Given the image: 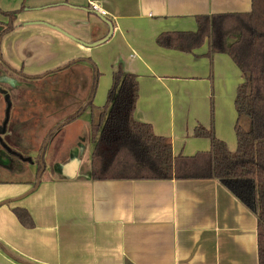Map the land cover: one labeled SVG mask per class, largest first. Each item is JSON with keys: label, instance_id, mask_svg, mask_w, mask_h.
I'll return each mask as SVG.
<instances>
[{"label": "crops", "instance_id": "crops-1", "mask_svg": "<svg viewBox=\"0 0 264 264\" xmlns=\"http://www.w3.org/2000/svg\"><path fill=\"white\" fill-rule=\"evenodd\" d=\"M251 9L252 0H0V85L12 94L10 122L21 124L16 143L34 148L39 139L30 128L58 118L38 136L42 146L88 101L102 107L121 69L138 77L134 118L167 137L175 156L210 150L211 140L195 135L200 125L213 124L235 150L240 68L228 54L207 55V44L185 52L157 37L196 31L199 15ZM10 11L17 13L6 30ZM51 76L65 82H48ZM4 107L0 95V117ZM98 116L85 107L48 140L37 179L0 178V264H259L257 215L219 179L93 180Z\"/></svg>", "mask_w": 264, "mask_h": 264}, {"label": "trees", "instance_id": "trees-1", "mask_svg": "<svg viewBox=\"0 0 264 264\" xmlns=\"http://www.w3.org/2000/svg\"><path fill=\"white\" fill-rule=\"evenodd\" d=\"M16 13L7 12L10 20L6 30L12 28ZM197 25L196 31L163 32L157 43L185 52L207 44V55L228 54L240 68L243 81L235 96L236 149L231 150L216 136L213 124L210 128L200 125L195 135L209 138L210 150L175 156L167 137L156 134L150 123L134 118L138 77L118 69L113 73L105 104L96 107L89 101L86 106L99 109L91 125V178L219 179L256 213L259 264H264V0H252V9L246 13L199 15ZM83 109L80 107L61 125L75 119ZM16 214L24 225H31L26 210L18 208Z\"/></svg>", "mask_w": 264, "mask_h": 264}, {"label": "flooded vegetation", "instance_id": "flooded-vegetation-1", "mask_svg": "<svg viewBox=\"0 0 264 264\" xmlns=\"http://www.w3.org/2000/svg\"><path fill=\"white\" fill-rule=\"evenodd\" d=\"M52 72H56V71H52ZM13 73L18 74L21 77L28 78V79L39 78V77H33V76L30 77L29 75L27 76L26 74L23 73L22 70L13 69ZM0 95L3 96L4 105H5L4 109L2 110V115L0 117V155L6 157V160H8V163L12 165V167L9 166L10 173L15 174V171H20L24 173L25 171L21 170L23 163H26L30 167V170H31V166L36 165L37 168H36V173H35V179H37L38 176H40V171L42 170L41 171V175H42V173L44 172L46 168V162H44L45 165L43 168L41 165V161H45V152H46V148H47L46 145L48 143V140L51 139L52 136L64 126L61 124H64L66 122L58 123L54 127H52V129H50V131L47 133L42 146H40L39 150L37 151V156H32L30 152H26V150H28L29 148L23 147L19 145L18 143H16L15 141L16 138H18L19 133L21 132V129H20L21 124L19 122L18 123L10 122V118H11L10 111L8 115V122L5 124V121L7 119L6 111L8 107V101H7L8 99L12 103L10 110H12V107H13V99H12L11 91L7 90L6 88L0 85ZM7 96H8V99H7ZM70 118L71 117H69L68 120ZM43 148H44L43 157H41ZM28 158H32L33 162H31V160ZM13 159H15L16 161H13Z\"/></svg>", "mask_w": 264, "mask_h": 264}, {"label": "rangeland", "instance_id": "rangeland-1", "mask_svg": "<svg viewBox=\"0 0 264 264\" xmlns=\"http://www.w3.org/2000/svg\"><path fill=\"white\" fill-rule=\"evenodd\" d=\"M66 74H68V73H66ZM75 74V73H74ZM68 75H70V74H68ZM77 77H78V80H81V82H84V81H86V79H85V75H81V74H79V75H77V73L75 74ZM75 75H73L72 76V78L74 79V81H75V79L77 78ZM98 76H100V75H98V73H97V77ZM65 82V80H64V78L63 77H60V78H57L56 76H51V78L50 79H48V82ZM78 82V81H77ZM57 96H58V94H57ZM53 95H50V94H46L45 95V98H47V99H53ZM62 99H63V101H62V103L65 101L64 100V98L63 97H61ZM54 100V99H53ZM57 100V99H56ZM107 100V99H106ZM105 100V101H106ZM58 101H60V100H58ZM66 102H68V99L65 101V103ZM69 103V102H68ZM49 110V109H48ZM70 112V110L68 111L67 110V112H65V113H63V115L62 116H64V115H66L67 113H69ZM237 112V111H236ZM47 114H48V112L46 113V115H44V116H46L47 117ZM61 116V117H62ZM58 119V118H57ZM57 119H52V120H50V121H45L44 123H41V122H35V124H34V126L32 127V128H30V130H29V132L30 133H36V134H38V135H36V137L40 140V137H38V136H40V135H42V134H44L51 126H53L55 123H56V120ZM36 138V139H37ZM39 140H36L35 141V147L34 148H30L29 147V149L28 150H26V152H30L31 153V151L33 150L34 151V153H31V155L32 156H37V151L39 150V148H40V143H39ZM13 161H16L15 159H13ZM45 161H46V158H45ZM45 161H41V165H42V167L44 168V165H45ZM13 164V163H12ZM0 165L1 166H3V167H6L7 168V170H9V166L10 167H12V165H10L9 163H8V160H6V157H4V156H1L0 155ZM22 169L21 170H24L25 172L22 174V175H19V176H16V175H11V173L10 172H0V178H18V179H26V178H35V175H33L32 174V171L30 170V167L26 164V163H23V165H22V167H21ZM10 171V170H9ZM42 171V170H41ZM41 171H40V175H41Z\"/></svg>", "mask_w": 264, "mask_h": 264}, {"label": "water", "instance_id": "water-1", "mask_svg": "<svg viewBox=\"0 0 264 264\" xmlns=\"http://www.w3.org/2000/svg\"><path fill=\"white\" fill-rule=\"evenodd\" d=\"M111 34H112V31H110V33H109V35H108L107 37H105L104 39H101V40L98 41L96 44H99V43H102V42L106 41V40L108 39V37H109ZM7 99H8V96H7ZM7 101H8V107H7V111H6V112H7V119H6V121H5V124L8 122V115H9L10 107H11V105H12V103L10 102L9 99H8ZM90 101H91V100H90ZM88 102H89V101H88ZM87 104H88V103H86V104L84 105V107H86ZM44 146H45V145H44ZM43 152H44V148H43V150H42L41 157H43ZM28 159H30L31 162H33L32 158H28Z\"/></svg>", "mask_w": 264, "mask_h": 264}, {"label": "built area", "instance_id": "built-area-1", "mask_svg": "<svg viewBox=\"0 0 264 264\" xmlns=\"http://www.w3.org/2000/svg\"><path fill=\"white\" fill-rule=\"evenodd\" d=\"M91 7L93 10L95 11H99L101 14L105 15L106 14V11L103 10L96 2H92L91 3Z\"/></svg>", "mask_w": 264, "mask_h": 264}]
</instances>
